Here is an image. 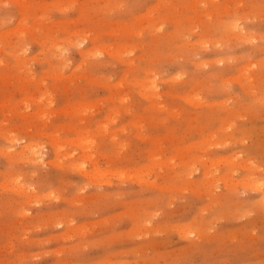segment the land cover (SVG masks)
Instances as JSON below:
<instances>
[{"label":"rangeland","instance_id":"obj_1","mask_svg":"<svg viewBox=\"0 0 264 264\" xmlns=\"http://www.w3.org/2000/svg\"><path fill=\"white\" fill-rule=\"evenodd\" d=\"M0 264H264V0H0Z\"/></svg>","mask_w":264,"mask_h":264},{"label":"bare ground","instance_id":"obj_2","mask_svg":"<svg viewBox=\"0 0 264 264\" xmlns=\"http://www.w3.org/2000/svg\"><path fill=\"white\" fill-rule=\"evenodd\" d=\"M81 46L82 47H85V43H83V44H81ZM55 53V52H54ZM58 59H62L63 58V54H57V55H55ZM150 83V82H149ZM150 86H151V88H150ZM157 85H156V83L154 84H150V85H144V87H145V90L147 89V91L149 90V88L150 89H152V90H154V92H155V87H156ZM153 92V93H154ZM153 93L152 92H150V94L151 95H153ZM154 94H156V93H154ZM35 151L34 150H32V149H30L29 150V147H25V149L22 151V153H21V156L23 157V158H25V159H29V160H31V159H38V157L36 156V153H34ZM258 190H262L263 188H261V187H258L257 188Z\"/></svg>","mask_w":264,"mask_h":264}]
</instances>
